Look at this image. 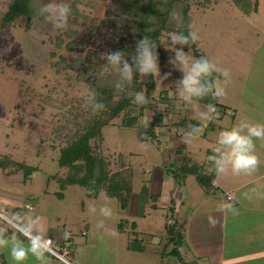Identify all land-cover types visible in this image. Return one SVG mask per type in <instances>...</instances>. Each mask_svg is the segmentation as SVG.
<instances>
[{"label": "rangeland", "instance_id": "rangeland-1", "mask_svg": "<svg viewBox=\"0 0 264 264\" xmlns=\"http://www.w3.org/2000/svg\"><path fill=\"white\" fill-rule=\"evenodd\" d=\"M73 1L66 0L70 7ZM8 3L9 0H0V160L9 158L36 167L40 172L30 186L29 176L24 175L23 169H17L11 163L7 170L0 168V192L6 190L19 197L22 195L24 207L19 208V212L30 211L32 215L42 217L46 230L51 226L65 232L71 230L81 237L77 247L72 248L76 258L69 257L75 264H81L79 259L84 264H122L123 256L111 255L105 248L107 243L114 242L107 240V236L117 235L121 220L126 232L120 237L130 235L131 242L146 245L149 251L163 249V243L148 241L151 234L166 237L168 225L174 223L175 233L183 237L182 258L189 264H250L253 252H264V240L245 244L234 240L227 244L229 247L221 248L217 238L222 234L219 225L233 217L229 210L219 207L225 192L221 190L214 194L215 190L207 194L195 175L184 177L176 169L183 163L185 155L191 160L190 164L198 163L203 165V172H210L208 150L216 147L220 130L230 128L241 116L264 123V0H260L257 12L249 14L242 12L232 0H199L192 6L191 30L198 32L197 47L229 71L227 81L223 77L216 81L226 93L218 100L228 106V114L223 118L218 111L207 123L200 124L198 135L186 136L190 120L200 122L199 113L208 103L198 102L185 111L177 110L174 82L182 74L168 64L171 53L162 44L171 32H165L158 54L165 58L160 64L161 75H170L162 84L156 82L149 98L151 106L139 114V105L133 104L104 127L100 152L110 162L111 171L122 169L123 160L124 167L133 170L134 198L140 197L142 185L146 184L149 190L147 203H142L144 207L141 205L145 215L136 220L135 230V226L131 227V214L121 211L117 199L105 192L91 198L85 188L71 185L60 199L55 194L60 191L59 185L53 179H49L47 192L44 190L46 175L64 174L67 170L58 163L60 149L68 143L67 136L77 129L76 114L88 109L84 97L91 92L85 82L58 73L52 62L60 55L73 57L91 51L92 47H101L107 39L120 40L121 34L103 23L114 11L113 0H80L78 13H72L68 21L70 28L76 31L69 38L76 45L73 49H67L65 45L56 49L60 30L44 17L33 19L29 26L25 17H18L2 27L1 17ZM187 48L184 47L186 52ZM52 51H56L55 56L51 55ZM143 79L147 81V77ZM156 113H160L157 119ZM132 115L138 117L134 126H123V120ZM184 119L186 124L180 126ZM210 123L216 126L215 130L208 131ZM263 151L264 140H256V156ZM230 173L226 172L228 176ZM161 176L175 181V187L183 185V194L192 193L197 206L186 212L184 206L191 205L185 196L180 198L179 194H172L169 197L174 200L172 202L152 194L151 189L160 185ZM29 187L36 189L29 190ZM29 194L33 195L32 200H29ZM153 201L158 204L156 209L150 205ZM162 202L168 207H162ZM105 203L113 209L110 218L99 214V208ZM92 205L97 209L95 213L90 211ZM4 214L12 215L10 211ZM102 220L104 228H98ZM234 227L228 225L227 229ZM98 237L102 241L99 242ZM192 252L195 253L193 256ZM156 257L149 255L147 264H159L160 257ZM255 261L264 264V256H258Z\"/></svg>", "mask_w": 264, "mask_h": 264}, {"label": "trees", "instance_id": "trees-1", "mask_svg": "<svg viewBox=\"0 0 264 264\" xmlns=\"http://www.w3.org/2000/svg\"><path fill=\"white\" fill-rule=\"evenodd\" d=\"M198 1L113 0L114 11L103 20V23L114 27L121 34L120 40L107 39L101 47H92L91 51L77 53L73 57L60 55L58 60L52 62L58 73H64L68 79L74 78L77 81L85 82L90 91L95 93L96 99L105 105V108L99 113H93L88 108L76 114L77 129L67 136L68 143L61 147L58 157L59 165L67 170L65 174L55 173L48 176V179H53L59 184L60 191L56 193L57 196L61 197L68 186L77 185L85 188L89 197L97 198L101 192H105L107 196L117 199L122 211L128 208L133 188V170L124 167L122 160L121 167L123 168L119 171H111L110 162L100 152L104 141L103 129L114 118L122 112L128 111V108L135 104L132 102V95L136 92H143L146 97V103L139 105V114H142L146 108L151 106L149 98L156 83L151 76H148L147 81H145L137 74L125 93L117 92L114 88L116 74L104 71V55L110 50H122L130 60L134 56L136 40L143 38V36H148L161 44V38L165 32L180 31L187 34L193 25L192 6L198 4L194 3ZM232 1L242 12L247 14L257 12L259 9L260 0ZM79 2L80 0H74L71 3L72 13H78ZM41 3L42 0H9L7 10L1 17V26L5 27L11 24L18 17H25L28 26L31 25L33 19L43 18L38 14ZM173 12L177 13L175 19L170 15ZM69 25L68 22V26L59 31L55 41L56 49H60L64 45L67 49H73L76 46L69 39L76 31L72 30ZM156 50L157 52L160 50V45ZM192 51L193 55L196 56L205 55L196 43L192 45ZM51 55L55 56L56 51H52ZM159 60L160 64L165 62L162 55H159ZM213 78L217 81L222 77L213 74ZM199 102L215 105L217 112L222 113L221 118L228 114V106L210 95H206ZM158 116L160 113L155 114L156 119ZM137 120L138 117L132 115L124 119L122 125L132 127ZM186 122L184 119L179 125L184 126ZM190 122L191 124H201L197 120H190ZM215 129L216 126L213 123L208 125V131ZM208 152L210 155L213 154L212 149H209ZM190 163L191 160L184 155L183 163L176 169L180 170V174L184 177L189 174L195 175L199 184L207 192L215 189L213 180L217 174L212 170L208 173L203 172V165ZM10 165L17 167V169H23L25 176H30L33 172L38 171L36 167L9 158L0 160V168L7 170ZM142 192L148 199L146 186L142 188ZM122 222L123 220L119 222V229H122ZM173 224L168 225L170 229L167 230V244L180 247L183 237L175 233ZM137 246L135 242L130 244L132 249L139 248ZM169 254L176 255L183 264H189L183 261L181 252L176 247H173Z\"/></svg>", "mask_w": 264, "mask_h": 264}, {"label": "clouds", "instance_id": "clouds-1", "mask_svg": "<svg viewBox=\"0 0 264 264\" xmlns=\"http://www.w3.org/2000/svg\"><path fill=\"white\" fill-rule=\"evenodd\" d=\"M38 14L51 21L54 28L63 30L68 26L72 9L66 0H42ZM174 19L177 13L170 14ZM199 40L198 32L189 30L187 34L177 31L170 33L162 45L171 53L168 64L182 75L174 82V94L177 100L176 108L185 111L190 105L198 103L206 95L219 100L225 93V88L216 82L213 74L229 79V71L221 68L206 55H193L192 45ZM158 44L148 36L137 39L134 56L129 57L122 50H110L104 55V71L116 74L114 88L125 93L137 74L140 78L151 76L155 83H163L170 73L161 75ZM179 46V47H178ZM188 47V51L184 47ZM132 102L137 105L146 103L143 92L132 95ZM84 104L93 113H99L105 105L96 99L95 93L89 92L84 97ZM217 113L215 105L209 103L199 113L200 123H207ZM186 136L194 137L201 131L200 124H190ZM264 140V123L252 122L248 117L241 116L230 128L219 131L216 147L208 157L211 170L217 175L231 172L234 175L252 174L258 167L259 159L255 154V141ZM103 195V194H102ZM108 198L105 197V200ZM221 210H232L231 205L224 203ZM90 211H97L95 205ZM99 214L105 218L113 215V209L105 203L99 208ZM0 221L6 227H0V251L7 250L10 264H26L29 257L37 264H50V258L56 257L60 264H69L66 256H62L53 248V242L46 234L43 218L28 212H14L12 215L0 214ZM98 228H104L100 221ZM9 229L11 233L9 234ZM65 233V238H67ZM23 237V239H21Z\"/></svg>", "mask_w": 264, "mask_h": 264}, {"label": "crops", "instance_id": "crops-1", "mask_svg": "<svg viewBox=\"0 0 264 264\" xmlns=\"http://www.w3.org/2000/svg\"><path fill=\"white\" fill-rule=\"evenodd\" d=\"M257 156L259 157L258 158L259 164L257 169L252 174L241 173L239 175H234V176L232 173H230V176H228L226 173L219 174L216 175L215 179L213 180V184L216 187L215 189L207 192L202 187L205 193L207 194H211V192H214L215 190L217 191L214 192V194L217 193L218 191L223 190L225 192L223 204L228 202L231 204L232 210L229 211L233 214V217L228 221L227 220L223 221L222 224L219 225L220 228L222 229V234L217 235V238L221 244L220 245L221 248L227 247L228 246L227 244L234 240H235L234 242H237L239 244L240 243L245 244L248 241H252V240L256 242H261L264 240L263 239L264 238V151L263 153L258 154ZM37 174H40V172L35 171L29 176L28 183L30 182L29 184L30 186L31 183L34 182V179L37 177ZM49 181L50 180L48 179V175H46L44 180L45 192H47V184L49 183ZM159 183H160L159 186L151 189L152 194L159 195L158 197H160L161 199H165L164 201L166 200L168 201V199L172 201V199L169 198L171 197L172 194L175 195L179 194L180 198L185 196V199H187L188 203L191 205V206H186L187 205L186 204L184 206L183 211L186 212L188 210L190 212L191 207L195 208L197 206L198 202L196 200V197L192 193L185 192L183 194L184 191L183 185H178L179 187H175L176 186V184H174L175 181L170 180L169 178L164 179L163 176H161V180L159 181ZM164 184L165 187L163 189ZM144 186L147 187L146 184L142 185L141 187L142 194L141 193L139 194L140 197L134 198V194H131V200L129 201V206L126 210H123V212L127 211L131 214V216H129L130 218H132L131 227L132 225L135 226L133 230H135V228L137 227L136 220L139 217H142L140 215H145L143 210L144 209L143 205L147 203V199L142 192V188ZM27 189L35 190L36 188L29 187ZM167 189H169V191H167ZM2 192L3 193L0 192V206L2 207V209H0V214L7 216V214H4V212L7 211H10V213L19 212L18 209L24 207V200L22 199V195H20L21 197H19L16 196L17 193L11 191L7 192L6 190H3ZM56 193L57 192H55V194ZM28 197L29 200H32L33 195L29 194ZM58 197L60 199H63L64 193L61 195V197L60 196ZM162 203H163L161 205L162 207L167 206L166 202H162ZM141 205L143 207H141ZM150 205L154 209H156L158 204L155 201H153L151 202ZM155 205L156 207H154ZM180 209H182V207ZM228 225H234L235 227L227 229ZM0 227H6V225H4L2 221H0ZM60 229H55L50 226L46 230V234L48 237H52L57 242L58 244L57 246H59L60 248L64 246H67L69 249L71 248L70 249L71 257L76 258V252L73 250L74 247H77L78 242L81 241V237L75 236V233H73L71 230H69V232H65V230L62 229L60 230ZM98 230L99 229H97V231ZM11 231L12 230L9 229V234L11 233ZM117 232H118L117 235L114 234L107 236V240L110 239L114 242H112L111 244L107 243L105 245V248L111 252L110 253L111 255L112 253H114L115 256H119V257L123 256L122 264L123 262L124 264H147L149 255L152 254H155L157 257L158 256L160 257L159 264H183V262L176 255L169 254V252L172 250L171 246L173 244H169V245L167 244L168 242L167 236L159 237V235L157 234L154 235L151 234V237L149 238L148 241H151L156 244L163 243V247H162L163 249L160 250L155 249L153 251H149L146 245L145 246L138 245L139 248L132 249L130 247V244L132 242L129 240L131 236L128 235L126 237H120V236H124L126 232L125 228L122 227V229H119ZM65 233H68L67 238H65ZM21 239H23V237H21ZM140 240H142V242L144 241L143 239ZM98 241L99 242L102 241L100 237H98ZM176 249L179 250L180 252L182 251L181 247L179 246L176 247ZM121 252L122 254L120 255ZM194 254L195 253L192 252V256ZM201 255H205V254H201ZM258 256L263 257L264 252H258V253L253 252L251 256L252 260L249 261L250 264H255L256 262L255 258H258ZM80 260L81 259L78 260L79 261L78 263L84 264V262ZM185 260L186 259L183 257V261ZM71 262L75 264L72 260ZM0 264H10L7 250L0 251ZM26 264H37V262L34 260V258L29 257V259L26 261ZM50 264H60V262L56 259V257L53 256L50 258ZM156 264H158V262ZM194 264H198V263L195 262ZM256 264L259 263L256 262Z\"/></svg>", "mask_w": 264, "mask_h": 264}, {"label": "built area", "instance_id": "built-area-1", "mask_svg": "<svg viewBox=\"0 0 264 264\" xmlns=\"http://www.w3.org/2000/svg\"><path fill=\"white\" fill-rule=\"evenodd\" d=\"M51 238V240H52V242H53V248L56 250V252H58V253H60L62 256H66L67 257V259H68V261H69V264H73L72 262H71V258H69L70 256H71V251H70V249L67 247V246H64V247H59L58 248V246L56 245V243H55V240L52 238V237H50Z\"/></svg>", "mask_w": 264, "mask_h": 264}]
</instances>
